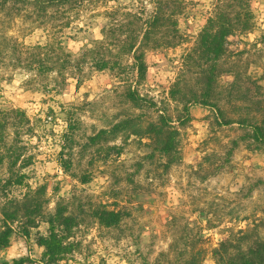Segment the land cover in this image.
Listing matches in <instances>:
<instances>
[{"label":"rangeland","instance_id":"374dc122","mask_svg":"<svg viewBox=\"0 0 264 264\" xmlns=\"http://www.w3.org/2000/svg\"><path fill=\"white\" fill-rule=\"evenodd\" d=\"M184 1L177 18L182 40L146 52L145 78L138 83L129 56L118 59L126 69L100 71L95 68L98 55L84 48L102 38L100 29L109 22L110 7L120 4L139 13L142 9L147 17L153 10L149 0H82L71 27L58 34L71 55L70 62L63 63V74L54 59L44 73L34 64L26 67L33 62L30 51L17 59L21 47L49 40L52 22L47 17L0 15V36L9 41H0V49L6 47L0 56V111L20 108L28 118L23 125L12 118V124L4 125L0 205L43 186V213L62 205L76 218L69 239L72 250L57 264H175L192 255L199 257L198 264H215L212 249L238 230L254 229L264 237V147H255L247 128L236 123L220 126L217 112L201 104L188 105L187 121L182 93L169 99L182 59L212 4ZM251 5L254 27L233 49L241 54L221 66L257 80L264 101V0H252ZM185 80L193 85L190 73ZM231 80L221 75L217 91ZM129 87L138 91L140 106L125 100ZM219 107L235 119L224 100ZM161 112L178 131L175 162L169 166L168 158L154 150L151 136L142 134ZM125 119L131 122L129 128L113 136L112 127ZM133 129L139 132L132 134ZM16 156L15 165H10ZM101 210L124 216L116 226L105 227L96 218ZM46 232L47 225L40 222L28 238L12 235L0 250V264L25 258L39 264L43 249L35 239Z\"/></svg>","mask_w":264,"mask_h":264},{"label":"trees","instance_id":"16d2710c","mask_svg":"<svg viewBox=\"0 0 264 264\" xmlns=\"http://www.w3.org/2000/svg\"><path fill=\"white\" fill-rule=\"evenodd\" d=\"M149 1L153 5V10L147 17L142 15V9L139 13L120 4L110 7L109 22L100 29L102 38L92 40L91 47L87 45L84 48L85 53L92 52L98 55L96 70L126 69L118 61L120 57L126 55L132 60L130 66L136 74V83H138L145 78L146 52L171 48L182 40L177 18L183 14L185 1ZM81 2L82 0H0V15L14 17L19 16L20 12H25L27 15L23 13L24 17L35 14L38 18L47 17L52 22L48 29L49 40L43 45L37 44L31 48L21 47L17 59L20 60L22 55L30 51L33 62L31 61L26 67L31 68L34 64L37 72L44 73L51 70L52 64H55L52 62L54 59L57 63H61L57 68L58 73L63 74L62 70H65L63 63L70 62L71 55L65 51L62 37L58 34L63 29L71 27V21L77 18ZM251 3L252 0H212L211 9L196 35L193 46L182 59L180 74L169 92V99L173 100L182 93L183 111L187 121L190 119L189 104H201L212 108L219 115L220 126L236 123L240 127L247 128L249 139L259 149L264 147L262 87L257 80L242 75L240 71H234L232 66H221L222 61L241 54V51L233 49L254 27ZM26 8L32 11L29 12ZM71 11H75V15L71 16ZM6 40L8 41L6 36H0L2 43ZM5 49L6 47L0 49V56ZM109 57L114 59L111 60ZM186 73L193 75L192 86L185 80ZM221 75H230L232 78L222 92L217 91V80ZM124 97L134 107L140 106L141 97L136 89L127 88ZM221 100L231 106L235 119L225 116L219 107ZM10 118L14 120L13 122H17L16 124L28 123L25 112L20 108L0 111V164L3 160L1 152L4 147V125L12 124L9 123ZM129 121L125 119L116 123L110 133L115 136L118 132L128 129V125L131 124ZM170 125L166 113L161 112L157 121L148 123L142 133L144 136H151L148 138L152 139L154 150L168 158L166 166L175 162L178 145V131ZM133 130L135 133L132 134L139 132ZM17 160L18 156L14 157L10 165H15ZM16 182L15 184H20ZM4 187L5 183L0 179V194ZM43 194V186L34 190L28 189L21 199H8L0 205V250L9 245L12 235L18 233L28 238L30 230L43 222L47 225L46 235H38L35 239L37 246L43 249L37 263L57 264L72 250L69 239L76 226V218L67 214L66 208L62 205H57L53 213H43V205L39 200V196ZM123 216L124 213L121 211L101 210L96 218L102 226L112 227L119 224ZM211 258L215 264H264V237H260L254 229L238 230L222 239L217 247L212 249ZM199 260L198 256L192 255L184 262L175 264H198ZM25 263L35 264V261L25 258L14 262V264Z\"/></svg>","mask_w":264,"mask_h":264}]
</instances>
